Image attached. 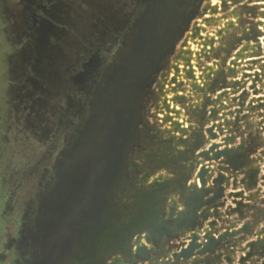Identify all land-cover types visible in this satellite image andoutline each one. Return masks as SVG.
I'll return each mask as SVG.
<instances>
[{
	"label": "rangeland",
	"instance_id": "1",
	"mask_svg": "<svg viewBox=\"0 0 264 264\" xmlns=\"http://www.w3.org/2000/svg\"><path fill=\"white\" fill-rule=\"evenodd\" d=\"M206 1L0 0V264H264V0Z\"/></svg>",
	"mask_w": 264,
	"mask_h": 264
},
{
	"label": "bare ground",
	"instance_id": "2",
	"mask_svg": "<svg viewBox=\"0 0 264 264\" xmlns=\"http://www.w3.org/2000/svg\"><path fill=\"white\" fill-rule=\"evenodd\" d=\"M211 1L212 0L206 1V4L209 5ZM208 5L207 6L205 5L204 8H208ZM193 30L194 28L191 27L187 31L184 40L177 46L164 75L159 80L158 86L156 85L157 86L156 88L157 97H158V100H160L161 102L164 100L163 97L167 91L168 82L172 81L176 77L175 75H177L179 71H183V69H180L181 66L179 67V65H181L183 62H186L188 58L190 57V54L188 52L189 45L191 44L192 48L196 46V40H193V36H194ZM182 67H183V64H182ZM185 69H186V72H188L191 70V67L188 68L185 66Z\"/></svg>",
	"mask_w": 264,
	"mask_h": 264
}]
</instances>
